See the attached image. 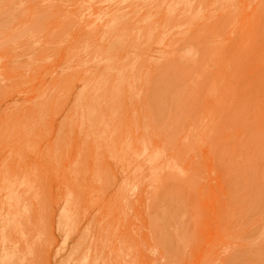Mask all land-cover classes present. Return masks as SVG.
<instances>
[{
  "label": "rangeland",
  "instance_id": "374dc122",
  "mask_svg": "<svg viewBox=\"0 0 264 264\" xmlns=\"http://www.w3.org/2000/svg\"><path fill=\"white\" fill-rule=\"evenodd\" d=\"M0 264H264V0H0Z\"/></svg>",
  "mask_w": 264,
  "mask_h": 264
},
{
  "label": "bare ground",
  "instance_id": "6f19581e",
  "mask_svg": "<svg viewBox=\"0 0 264 264\" xmlns=\"http://www.w3.org/2000/svg\"><path fill=\"white\" fill-rule=\"evenodd\" d=\"M181 1V0H180ZM186 1V0H185ZM218 1V0H217ZM189 3V2H188ZM225 3V2H224ZM223 4V3H222ZM210 5V4H209ZM220 5V4H219ZM173 8V7H172ZM190 8V7H189ZM192 8V7H191ZM198 8H200V7H198ZM192 10V9H191ZM185 11H188V10H185ZM184 11V12H185ZM197 11H200V10H197ZM196 11V12H197ZM190 12V11H189ZM196 15H197V13H196ZM186 16V15H185ZM195 16V15H194ZM182 17V16H181ZM186 19V18H185ZM197 19V18H196ZM196 19L194 20V21H196ZM199 21V20H198ZM211 22V21H210ZM193 23V22H192ZM203 24H204V22H203ZM164 26V25H163ZM198 27V26H197ZM163 29H162V27L160 26L159 28H156L155 30L154 29H147V30H145V31H143V33H142V36H143V38H144V40H145V42H148L149 44H157L158 42H159V40L164 36V35H162V33H163V31H162ZM146 45V44H145ZM169 52H170V50H169ZM131 65V64H130ZM133 66V65H132ZM119 69H122V67L121 68H119ZM127 69V67H123V71H125ZM128 70V69H127ZM148 70V69H147ZM131 71H132V68H131ZM147 72V71H146ZM121 75V74H120ZM119 76V75H118ZM120 77V80H119V83L120 82H122V81H124V78L125 77H123V76H119ZM101 79V78H100ZM99 80V79H98ZM98 84H100V83H97V87H99V85ZM95 85V84H94ZM101 85V84H100ZM90 86V85H89ZM96 87V88H97ZM114 89V88H113ZM98 91V90H97ZM99 92V91H98ZM98 92L96 93V94H98ZM114 92V91H113ZM93 93V92H92ZM96 94H93L94 95V97L92 98V99H97L98 97H100V95H96ZM84 95L83 94H81L80 95V97H83ZM86 98H87V96H85ZM90 112V111H89ZM91 113V112H90ZM89 113V114H90ZM88 115V114H87ZM91 116V115H90ZM89 116V117H90ZM88 119V118H87ZM91 125V124H90ZM92 127V126H91ZM124 150V149H123ZM144 151V150H143ZM141 154V153H140ZM132 157V156H131ZM147 158V157H146ZM151 158V162H153L154 163V161H156L157 159H156V157L155 156H151L150 157ZM156 159V160H155ZM145 160V159H144ZM148 160V159H147ZM150 160V159H149ZM148 160V161H149ZM151 165H153V164H149V166H151ZM148 166V167H149ZM150 168V167H149Z\"/></svg>",
  "mask_w": 264,
  "mask_h": 264
}]
</instances>
